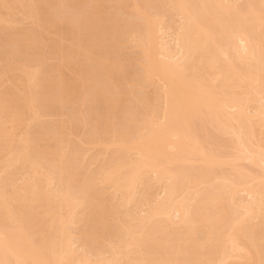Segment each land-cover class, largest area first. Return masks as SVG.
Instances as JSON below:
<instances>
[{
  "label": "bare ground",
  "instance_id": "bare-ground-1",
  "mask_svg": "<svg viewBox=\"0 0 264 264\" xmlns=\"http://www.w3.org/2000/svg\"><path fill=\"white\" fill-rule=\"evenodd\" d=\"M46 1L0 0V31L9 29L6 43L11 40L21 48L14 53L5 51L6 45L0 47V59L11 58L4 69L15 72L13 78L9 75L11 85L0 87V113L6 109L10 114L6 120L0 114V264H264V220L260 225L252 221L264 219V0H162L164 8L178 16L169 36L162 12L148 13L137 0L129 5L120 2L144 17L142 24H133L130 34L143 54L139 85L158 82V91L143 93L139 117L126 97L128 91L117 90L123 69L108 54L115 52L111 43H118L120 37L114 38L119 34H109L108 41H117H111L107 50L105 20L91 19L92 11L85 10L73 15H78L75 21L64 13V18H56L47 10L52 0ZM12 9L45 30L53 27L58 28L57 35H71L69 40L82 49L74 50L73 43L61 47L60 40L59 53L55 50L66 65L78 54L80 61L71 64L84 82L66 76L60 63L45 71V61L33 60L36 42L32 38L33 43L25 45L31 35L14 31L18 19H13ZM85 83L92 88L91 107L105 110L99 115L93 108L99 116L89 119L96 120L97 128L113 120L116 110L135 126L114 129L110 139L93 129L90 143L115 145L116 150L81 182L78 169L71 166L74 158L64 150L68 140L61 133L55 137L62 127L57 126V133L52 127L49 138L48 130L34 132L31 121L42 116L43 100L60 104L79 100ZM42 136L55 141L46 145ZM39 157L49 162V168L39 163ZM18 167L26 169L19 179ZM149 175L159 183L157 196L141 197L137 202L145 206L144 212L140 214L139 206V212L129 213L128 204ZM54 179L65 186L53 185ZM96 181L120 196L117 203L125 212L105 203ZM80 207L87 208L90 224L85 234L93 244L108 238V247L97 257L73 246L69 224ZM112 214L124 216L119 235L108 222Z\"/></svg>",
  "mask_w": 264,
  "mask_h": 264
},
{
  "label": "rangeland",
  "instance_id": "rangeland-1",
  "mask_svg": "<svg viewBox=\"0 0 264 264\" xmlns=\"http://www.w3.org/2000/svg\"><path fill=\"white\" fill-rule=\"evenodd\" d=\"M46 1V0H45ZM47 1H49V0H47ZM46 1V2H47ZM91 1V2H90ZM125 0H94V3H93V0H62V1H60V0H52V3L51 4H49V5H47V10H48V12L50 11V13H52L54 16H56V18H57V15L58 16H60V17H62L63 16V18H64V15L66 16V15H70V17L72 18V16L74 15V14H78L79 15V13H81V12H83L84 10L85 11H88V13H90L91 11V14L90 15H92L90 18L92 19V17L93 18H97L98 17V19H101L102 18V20H105V21H103V22H105V24H106V26L104 27V26H102V28H103V30H104V32H105V35H106V38L107 37H109L110 38V35L113 33L114 35L115 34H119V36H115V38L114 39H116L117 37H120V39H118L119 41H117V40H114V41H112V40H110V41H108L109 39L107 38V40H106V42L107 43H105L106 44V48H107V50H109L108 49V47H109V45L111 46V44H112V46H115V47H113V49L111 50V51H115V52H112V53H110V52H108V54H110V55H113L114 56V58L117 60V62L120 64V67L123 69L122 70V73H121V75H118L117 77H118V80H119V84H118V86H119V88L117 87V90H121V92H125V94L127 93V91H128V93L126 94V97H128V99H130L129 100V102H132V105H133V109L132 110H135V112L137 111L138 113H136V116H137V114H138V116L137 117H139V112H140V107H141V104H140V101H142L141 99H143V97H144V92L145 91H154V90H156V91H158V87H157V83L155 84V83H151L150 85H148L147 87H145V86H142V85H139V84H141L140 83V81H138L139 80V78H138V75H139V73L141 72V60H143L142 59V57H143V54H142V49H141V47L139 46V44L136 42V41H134V40H131L130 39V34H131V29H134L135 27H137V25L138 24H142L143 23V21H142V19H144V17H142L143 15H141L140 16V14H138L137 12H135L134 10H130L131 8H129L128 7V5H129V3H132L133 1H135V0H130V1H128V0H126L125 2L126 3H128V5H127V7H126V5L125 4H121L120 5V2L121 3H123ZM132 1V2H131ZM138 1V3H139V5L141 6V7H143L144 9H146V11L149 13H153V14H159V12H162V13H160L161 14V16H162V14H163V22H164V26H165V28L167 27V29H166V31H167V33H168V36H169V34H172V32L174 31V29H175V27H176V25H177V21H178V16L177 15H174V13L172 12V11H170V9H168L167 7L166 8H164L165 6L163 5V1L161 0V3H160V0H137ZM136 1V2H137ZM242 0H238V2H241ZM243 1H245V0H243ZM242 1V2H243ZM61 2V3H60ZM76 2H79V4L77 5V3ZM84 4H83V3ZM89 2V3H88ZM147 2V3H146ZM152 2V3H151ZM55 3V4H54ZM58 3V4H57ZM67 4V6H66V4ZM80 3L82 4V5H80ZM90 3H91V5H90ZM60 4H62V5H60ZM93 4V5H92ZM161 4V5H160ZM84 5V6H83ZM85 5H87V6H85ZM124 5H125V7H124ZM157 5V6H156ZM69 6V7H68ZM74 6V7H73ZM76 6V7H75ZM89 6V7H88ZM146 8H145V7ZM72 7V8H71ZM84 7H86V8H84ZM151 7V8H150ZM83 8V9H82ZM156 8V9H155ZM163 8H164V10L166 11L165 13L163 12L164 10H163ZM64 9H66V11L64 10ZM89 9V10H88ZM168 9V10H167ZM81 10V11H80ZM12 11H13V13H12ZM12 11H10V13H12L11 15H13V19L14 20H17V22H16V27L18 28H16L15 26H14V28H16L14 31H19V32H21V33H24V34H27V35H31V36H33V37H31V36H27L28 38L26 39V40H29V41H26L25 40V42L26 43H24L25 45L27 44L28 46L31 44V42H32V38H34V40H33V42H36V43H34V44H32L33 46H35V50H34V52H36V50H37V52L36 53H38V54H36V57H35V54H34V52H33V56L35 57H33V60L34 59H40L42 62L43 61H45V62H43V70H49V69H52V68H50V67H56V66H58V65H60V64H62V61L60 62V58H59V55H58V53H59V50L56 48V47H58V46H56L58 43H60L61 41H63V42H61L62 44V46L61 47H68V46H71L72 45V43H73V45L71 46V47H74L73 49L75 50V48H77L76 50H78V49H82V45H84V43L82 44V45H78V46H80L81 48H78L77 47V44L74 42V41H71V40H69V38H71V35L69 34V36L67 35V36H65V33H62V35L64 36H62L63 38H61V36L60 35H57V33H55V32H57L56 30H58V28H56V29H54L53 27H52V29H51V27L49 28V29H47V30H45L46 28L45 27H43L42 25H38V24H35V23H33L32 21H31V19L30 18H26V17H24L23 16V13L21 12V13H19L18 11H19V9H18V11L16 10V9H12ZM15 11V12H14ZM65 11V12H64ZM76 11V12H75ZM18 12V13H17ZM55 12H57V13H55ZM60 12H61V14H60ZM71 12V13H70ZM15 13V14H14ZM17 13V14H16ZM55 13V14H54ZM63 13H64V15H63ZM66 13V14H65ZM94 15H93V14ZM97 14V15H96ZM103 14V15H102ZM78 15L76 16H73V18H74V21H75V18H77L78 17ZM95 15H96V17H95ZM43 16V15H42ZM100 16V17H99ZM67 17V16H66ZM112 17V18H111ZM69 18V17H68ZM72 18V19H73ZM105 18V19H104ZM142 18V19H141ZM107 20V21H106ZM109 20H113V21H111V23H110V21ZM114 22V23H113ZM107 23H108V25H110L109 27H108V25H107ZM136 23H137V25H136ZM104 24V23H103ZM102 24V25H103ZM114 26H113V25ZM130 24V25H129ZM133 24H135L136 26L133 28ZM56 26H58V25H56ZM55 26V27H56ZM61 25H59V27H60ZM132 26V27H131ZM1 27V26H0ZM45 28V29H44ZM31 29V30H30ZM110 29V30H109ZM112 29H113V31H115V33L114 32H112ZM6 29H2L1 28V31H0V36L2 35V33H4L5 34V36L4 35H2L1 37H0V39H4V40H2V43H1V40H0V47H2L3 46V48H4V46H5V48H4V50L6 51V49H7V51L8 50H10V51H14V53H18V51L17 50H21V48H19L18 46H17V44L16 43H13L11 40H9V42L8 43H6L7 42V40L6 39H9V38H7L8 37V33L10 32V31H5ZM28 30V31H27ZM30 30V31H29ZM37 33H36V32ZM8 32V33H7ZM117 32V33H116ZM111 33V34H110ZM33 34V35H32ZM36 34V35H35ZM110 34V35H109ZM35 36V37H34ZM60 36V37H59ZM166 36H167V34H166ZM167 36V37H168ZM39 37H40V39H39ZM65 37H67V38H65ZM60 38V39H59ZM65 38V39H64ZM61 40V41H60ZM31 41V42H30ZM70 43H69V42ZM111 41L112 42H114L115 43V41H117L118 43H115V44H113V43H111ZM5 44H4V43ZM10 42H12V43H10ZM30 42V43H29ZM32 42V43H33ZM53 42V43H52ZM56 42V43H55ZM78 42V41H77ZM80 42V41H79ZM78 42V43H79ZM69 43V44H68ZM82 43V42H81ZM80 43V44H81ZM109 43V44H108ZM111 43V44H110ZM172 42H170V44H171ZM3 44V45H2ZM37 44V45H36ZM39 44V45H38ZM74 44H76V46L74 45ZM117 44V45H116ZM173 44V43H172ZM2 45V46H1ZM12 45V46H11ZM15 45H16V48H15ZM53 47H52V46ZM60 45V44H59ZM12 48H11V47ZM28 46H26V47H28ZM39 46V47H38ZM14 47V48H13ZM37 47V48H36ZM60 46L58 47V48H61ZM3 48H1V50H3ZM33 48V47H32ZM115 48V49H114ZM12 49H14V50H12ZM58 51V53H57V51ZM19 50V51H20ZM50 50H51V52H50ZM9 51V52H10ZM17 51V52H16ZM106 50H104V52H105ZM114 53V54H113ZM115 54L117 55L116 57H115ZM39 55V56H38ZM41 55V56H40ZM39 57V58H38ZM41 58H43V59H41ZM75 58L76 59H80L79 57H78V54H77V56H75ZM118 58V59H117ZM8 59V57L6 58V60ZM9 59L11 60V58H10V56H9ZM9 59H8V61H6L5 60V58L2 60V59H0L1 61H0V72H1V69H2V71H4V72H1L3 75H2V78L0 79V87H3L1 84L3 83V85L5 84V85H7V83L9 84V85H11V79L13 78V74H15V72H13V71H8L6 68L4 69V67H8V65H9ZM76 59L75 60H73L72 62H76ZM28 60V59H27ZM30 60H31V57H29V63H30ZM80 61V60H79ZM8 62V63H7ZM31 62H34V61H31ZM72 62H70L68 65H66L65 63L64 64H62V65H60L61 67H62V69L65 71H63L64 72V74L65 73H67V74H65L66 76H68V77H71V79L72 78H75L76 77V79L78 78L80 81H82L83 80V77L80 75V73H78V71L76 70V66H75V64L73 65V64H71ZM6 63H7V65H6ZM44 63H45V65H44ZM60 63V64H59ZM76 63H78V62H76ZM55 64H56V66H55ZM69 65H71V67H72V69H71V67L69 66ZM46 66H48L47 68H46ZM50 66V67H49ZM75 68V69H74ZM4 69V70H3ZM75 70V71H74ZM137 71V72H136ZM130 72V73H129ZM13 73V74H12ZM126 73L127 74H129V75H126ZM5 74V75H4ZM125 74V75H124ZM7 75V76H6ZM9 75H12V78H10V76ZM76 75V76H75ZM124 75V76H123ZM80 78H82V79H80ZM122 76V77H121ZM126 76V77H125ZM124 77V78H123ZM4 78V79H3ZM121 78V79H120ZM138 78V79H137ZM135 79V80H134ZM9 80V81H8ZM137 80V81H136ZM134 81V82H133ZM10 82V83H9ZM42 83H43V81H41ZM83 82H84V80H83ZM131 84H130V83ZM133 82V83H132ZM128 83V84H127ZM134 83H135V85H134ZM138 84V85H137ZM129 85H130V87H129ZM86 86H87V88H86ZM90 85H88L87 83H85L84 84V88H82L81 89V93H80V96H81V94H82V97L79 99V100H75L76 102H73V100L72 101H69V102H64L65 103V105H64V103L63 104H60L59 102H54V101H52L51 102V100L50 101H45V100H43V101H41L42 99L41 98H38V101L40 100V102H43V103H38V104H40L39 105V111L40 110H42V111H40V115H42V116H39V117H37L38 119H36L35 118V120H32L31 122H33V124L31 123V125L33 126V131L35 132V130H38V132L40 131V130H42L43 132L45 131V130H52V127H53V130H55L56 131V133H57V129L58 128H61L62 127V129H60V130H62V132L60 131L59 132V134H56V136L55 135H53V137L55 136V137H58L57 135H63V139L66 141V140H68V141H66V142H63L64 144L63 145H65L66 147L68 146L69 147V149H68V147L66 148V147H63V148H66V149H64L66 152H70L71 153V157L72 158H74L73 160H74V162L72 161L71 162V166H72V168H74V170L76 171L77 169V171H76V173H78V176H79V180L81 181V182H84V180L87 178L86 176H88V178H89V175H91V174H94L95 172V170H97L99 167V163H100V165L101 164H103L104 162H102V161H106L105 160V158H107V157H110L111 155H110V152L112 151V153H114V151L113 150H116V147H113V146H115V145H111V146H104V144L105 143H99V144H97V143H90V141H89V136L90 135H92V134H94L93 133V131L94 130H98V131H100V133H101V131L103 132V133H101L102 135H106L108 138L107 139H110V135H112V133L111 132H113L114 131V129H117L118 131H122L124 128H126V127H129V128H133L134 126H135V123H133V122H131V121H128V120H126L125 119V117H122L123 115H124V113L123 114H121L120 113V111H117L116 110V112H117V114H116V116L115 117H113L114 119L111 121L110 119L108 120V122L107 123H105V125H101L100 127L101 128H97L98 126H99V124L97 123V124H95L96 123V120H95V122H94V118H91V119H89L90 117H95V118H97L100 114H102V110H104V108H101L102 106H98L101 110H99V109H97V108H94V107H96V105L94 104V106L93 107H91L92 105H93V98H92V93H91V91H92V88H91V86L89 87ZM133 86V87H132ZM135 86V87H134ZM9 87H11V86H9ZM133 89H132V88ZM143 87V88H142ZM145 87V88H144ZM121 88V89H120ZM12 89V88H11ZM87 89H89V90H87ZM90 89H91V91H90ZM141 89V90H140ZM14 91H15V88L13 89ZM12 90V91H13ZM40 90H41V88L40 89H37L36 91V93L38 94V91H39V93H40ZM41 92H42V90H41ZM85 92H87L86 94L88 95H86V94H84ZM91 93V94H89V93ZM137 92V93H136ZM141 92V93H140ZM132 93V94H131ZM145 93H147V92H145ZM138 94H140V95H138ZM89 95H91V96H89ZM135 95V96H134ZM143 96V97H142ZM38 97H39V94H38ZM132 97H133V99H134V101H133V99H132ZM138 98V99H137ZM82 99H84L83 100V102H81L82 101ZM81 100V101H80ZM90 101V102H89ZM46 102H47V105H45L46 104ZM48 102H50V103H48ZM71 102V103H70ZM79 102V103H78ZM136 102V103H135ZM59 103V104H58ZM126 103H128V102H125V104H124V106H126ZM136 104V105H135ZM140 104V105H139ZM253 104V103H252ZM45 105V106H44ZM50 105V106H49ZM55 105V106H54ZM59 105V106H58ZM63 105V106H62ZM77 105H79V106H77ZM135 105V106H134ZM58 107V109H57V107ZM64 106H66V107H64ZM72 106V107H71ZM123 106V104L121 105V107ZM123 106V107H124ZM44 107V108H43ZM71 107V108H70ZM253 107V106H252ZM63 108H65V109H62ZM73 108V109H72ZM87 108V109H86ZM91 108V109H90ZM96 110V111H98V113H99V115L97 114V115H95L96 113H94V109ZM254 108V107H253ZM82 109V110H81ZM121 109V108H120ZM252 108H250V110H251ZM8 110V109H7ZM66 110H68V112L66 111ZM73 110V111H72ZM81 110V111H80ZM92 110V111H91ZM90 111V112H89ZM252 111V110H251ZM1 112H3V114L2 113H0L1 114V117L3 118V119H8V117H9V110L8 111H6V109H4L3 111H1ZM66 112V113H65ZM81 112H83V113H81ZM86 112V113H85ZM89 112V113H88ZM105 112V110L103 111V113ZM7 113H8V117H7ZM77 113V114H76ZM91 113H94V115L93 114H91ZM6 115V118H4L3 116H5ZM75 114V115H74ZM85 114V115H84ZM89 114V115H88ZM69 115H71V117L69 116ZM76 115H77V117H76ZM91 115V116H90ZM110 115H111V113H110ZM79 116H80V118L81 119H79ZM84 117V118H83ZM77 118V119H76ZM118 118V119H117ZM121 118H123V119H121ZM65 120V121H64ZM70 120V122H67V121H69ZM73 120V121H72ZM75 120V121H74ZM119 120V121H118ZM128 123H127V122ZM9 121H7L6 122V124L8 125V127H10V123H8ZM61 122V123H60ZM62 122H63V124H62ZM94 122V123H93ZM124 122V123H123ZM130 122V123H129ZM68 123V124H67ZM71 124V125H70ZM75 124V125H74ZM94 124V125H93ZM125 124V125H124ZM129 126H128V125ZM108 125V126H107ZM132 125V126H131ZM57 126H58V128H57ZM70 126V127H69ZM94 126V127H93ZM124 126V128L122 129V130H119V128L121 127H123ZM39 127H40V129H39ZM47 127V128H46ZM67 127V128H66ZM74 127V128H73ZM104 127H106V128H104ZM115 127V128H114ZM95 128V129H94ZM104 128V129H103ZM128 128V129H129ZM20 129V128H19ZM18 129V130H19ZM94 129V130H93ZM100 129V130H99ZM101 129H103V130H101ZM128 129H126V130H128ZM50 130V131H51ZM65 130V133L63 132ZM125 130V129H124ZM17 131V130H16ZM49 131V134H47L48 132L47 131H45V134H47V135H45L44 133H42V134H44L45 135V137H48V135H49V138L50 137H52V136H50L51 135V132H53V131H51L50 132ZM90 131V132H89ZM104 131L106 132V134H104ZM41 132V131H40ZM92 132V133H91ZM54 133V132H53ZM61 133V134H60ZM90 133V134H89ZM99 133V134H100ZM87 134H89V135H87ZM109 134V135H108ZM87 135V136H86ZM45 137H43L42 136V138L41 139H43L44 141H45ZM60 137H62V136H60ZM87 137V138H86ZM45 138V139H44ZM49 138H48V141H45V142H47L46 143V145L47 144H49V143H52V142H50V141H55L54 139L55 138H53V139H51V140H49ZM47 140V139H46ZM44 141H41V143H42V145H44L45 143H44ZM89 141V142H88ZM71 145V146H70ZM93 145H95V146H93ZM106 145V144H105ZM77 148V149H76ZM107 148V149H106ZM115 148V149H114ZM80 149V150H79ZM69 150V151H68ZM80 151V152H79ZM111 153V154H112ZM82 154H84V155H82ZM109 155V156H108ZM85 156V157H84ZM40 157H42V156H40ZM39 157V159H38V161H40L39 163L41 164V165H44L43 164V162L44 163H46L45 165H44V167L46 168H49V164H47V163H49V162H45V160L42 158V160L43 161H41V158ZM76 159V160H75ZM102 162V163H101ZM245 164H244V166L246 165V166H248L249 164H248V162H244ZM27 166H25V168H26ZM98 167V168H97ZM19 169H21L22 170V172H21V170H16V173H18L19 171V173H22V174H17V175H15V177L16 178H18L19 179V175L22 177V175L26 172V171H24V170H26V169H23L22 167H18ZM97 168V169H96ZM10 169V168H9ZM9 169H8V171H9ZM12 169V168H11ZM93 173H92V172ZM24 172V173H23ZM91 173V174H90ZM14 177V179H16ZM82 177V178H81ZM148 177V176H147ZM146 177V179L144 180V182L143 183H145V186H141V185H144L143 183L141 184V185H139L138 186V188L136 189V193H135V195H136V197H135V199H134V201L131 203V204H128V208H129V211H131V212H129V213H134L135 212V214H136V212H139L140 211V209L141 208H143V207H145V206H142V204H141V202L139 203V202H137V201H139V199H143L144 197H147V196H145V195H150L151 194V196L153 197V198H155L154 196H157L156 194H158L157 192H159V190H160V187H159V185H157V181L155 180V179H153L154 177H153V175H152V177H151V175H149V177L147 178ZM87 178V179H88ZM149 179V180H148ZM152 179V180H151ZM55 180V179H54ZM58 179H56L54 182H56V184H53V185H55V186H65V184H63V185H60V181L58 182L57 181ZM147 180V181H146ZM86 181V180H85ZM101 183V184H100ZM62 184V183H61ZM95 186H96V189H97V191L100 193V194H102V191H103V198L106 200L105 201V203H107L108 205H110V206H112L113 207V205H114V207L116 206L118 209V211H121V212H125L124 210H125V206H124V208H123V210H122V208L121 209H119V206H118V199H120V196H118V194H116L115 195V193H112L113 192V190H112V188L109 186V185H107L106 183L104 184V183H102L101 181H96L95 182ZM159 184V183H158ZM10 186V185H9ZM55 186H53V187H55ZM108 186V187H107ZM71 187V186H70ZM69 187V188H70ZM105 187H107V188H105ZM158 187H159V189H158ZM72 188V187H71ZM70 188V190L73 192V189H71ZM110 188V189H109ZM102 190V191H101ZM106 191V192H105ZM112 191V192H111ZM155 192V193H154ZM146 193V194H145ZM149 193V194H148ZM114 194V195H113ZM144 194V195H143ZM245 194V195H244ZM120 195V194H119ZM134 195V196H135ZM242 195V196H241ZM240 196L241 197H243V198H245V196H246V193H242ZM144 196V197H143ZM151 196H149V198L151 197ZM141 197H143V198H141ZM151 197V198H152ZM247 197V196H246ZM148 198V197H147ZM116 200V201H115ZM133 200V199H132ZM140 201H142V200H140ZM114 203V204H113ZM112 204V205H111ZM140 204V205H139ZM139 206H141V208L139 207ZM128 208H126V209H128ZM84 209L87 211V208L86 207H84ZM83 209V207L81 208H79V209H77L76 211L77 212H74V221H72L73 223H71V224H69V229H71V240L73 241V243H74V245L73 246H75V248H76V250L77 251H80V252H85V253H88L89 252V255H91V256H94V255H96L95 257H97V254H99L100 253V251H102V250H106V248L108 247V244H107V242H108V238L107 239H101L100 241H98L97 243H95V245L93 244V241H91L90 240V238H89V236L88 235H86L85 234V232H87L86 230L88 229V227H89V220H88V212H86L85 210ZM117 211V212H118ZM128 211V210H127ZM126 211V212H127ZM117 212H116V215H118L117 214ZM141 212L143 213L144 212V208H143V210L142 211H140V214H141ZM138 214V213H137ZM116 215H114V214H112L111 216L109 215L108 216V222L111 224V226H112V230H113V232H115L114 234L115 235H119V233H123L122 231L123 230H120L121 228H120V218L122 219L124 216H122L121 214H120V217H119V219L118 218H116V217H118V216H116ZM115 216V217H114ZM88 217V218H87ZM260 217L261 216H259V217H257L256 219L258 220H256L255 218V221L252 219V221L255 223V222H257L258 223V225H260L259 224V222H261V221H263L264 219L263 218H261V220H260ZM259 218V219H258ZM117 219H118V221H117ZM88 221V222H87ZM89 223V224H88ZM261 224H264L263 222H261ZM261 226H263V225H261ZM117 228V229H116ZM118 230H120L119 232H118ZM117 233V234H116ZM86 235V236H85ZM86 238H89V241H91V242H89L88 241V239H86ZM105 238V237H104ZM264 242V241H263ZM105 244H107V245H105ZM107 246V247H106ZM98 247V248H97ZM79 249V250H78ZM85 250V251H84ZM100 250V251H99ZM87 251V252H86ZM84 254V253H83Z\"/></svg>",
  "mask_w": 264,
  "mask_h": 264
}]
</instances>
